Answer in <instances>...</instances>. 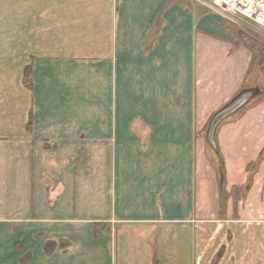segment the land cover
Returning a JSON list of instances; mask_svg holds the SVG:
<instances>
[{
	"label": "crops",
	"instance_id": "0c3cea01",
	"mask_svg": "<svg viewBox=\"0 0 264 264\" xmlns=\"http://www.w3.org/2000/svg\"><path fill=\"white\" fill-rule=\"evenodd\" d=\"M143 2L12 0V37L40 47L0 65L1 233L31 264H264V53L220 23L189 32V2ZM118 53L127 80L130 56L149 67L153 96L115 128L65 76ZM244 90L214 150L203 123Z\"/></svg>",
	"mask_w": 264,
	"mask_h": 264
},
{
	"label": "rangeland",
	"instance_id": "374dc122",
	"mask_svg": "<svg viewBox=\"0 0 264 264\" xmlns=\"http://www.w3.org/2000/svg\"><path fill=\"white\" fill-rule=\"evenodd\" d=\"M148 1L149 0H144V2L141 3L142 5H144V8H146ZM171 2L172 5L189 2L187 4L188 6H190L188 11H190L193 16V24L192 28L190 27L191 29H189V32L191 31L192 33H195L198 31L205 30L207 32L213 33L217 30V26L220 23L223 27H225L227 31H229V33H232V35L237 40L247 41L251 45H253V47L258 52L256 56L258 59L257 61H260L259 55L262 51V53H264V32L259 31L251 26H248L249 24L245 25L238 21H233V19H230L227 15H222L218 13L215 8L210 6L204 0H171ZM130 13L132 14L131 10ZM25 30L26 26L21 31ZM12 33V0H0V65H3L4 62L11 59V57L13 59L15 53H18L20 50L23 51L25 48L30 49V47H33V49H38L40 47L37 46L39 44V41L33 40L32 38H14L12 37ZM105 61V63L108 64V67H105V65H81L79 70L75 71L74 73L67 72L65 79L66 82H68L67 80L74 81L75 95L79 93L81 97L80 108L82 110V113L89 111L90 113L101 112L113 114V120L111 121V123L112 127L116 128L117 122L119 123V121L115 119V115L117 114V112L122 111L134 113L142 110V108H140L141 104L137 103L138 94L142 97L144 96V99H149V101L152 100L153 90L152 88L148 87L149 84L147 83L151 80V76L153 75V73L149 69V67L146 68L147 71L145 70V73L142 67H138V59L136 58V55L129 57L128 80L123 77L122 71L120 69V53L109 57ZM11 75L13 78L14 71H5L4 69L0 68V80L8 79L9 77H11ZM23 75L24 72L22 73V76ZM144 76L147 80V82H145V87L142 86ZM33 79L32 76L25 75L22 78V80H24L25 85H27L29 88L33 86ZM65 86L66 89L70 87L69 84H66ZM160 98L163 100L164 97ZM150 111H153V109H151ZM210 114L208 113V115ZM203 115H205V113H203ZM209 117L210 118L205 125L202 122L203 126H205L206 129L209 128L212 116ZM107 121L110 122V120ZM82 122H84L83 119ZM122 122L125 123L126 121ZM132 122L133 121H128L129 124ZM135 124L136 121H134V125L132 126H135ZM208 155H213L211 150H209ZM259 198H261V194L258 189L256 199V203L258 204V206L261 202ZM252 203L253 201L251 200V204ZM211 218V220L213 221V217ZM262 218H264L263 215L257 216V219ZM1 236L3 237L0 238V245L2 243H6V246L0 247V254L5 257V259L7 258V260L12 259L14 256L17 257L18 253L16 255L13 254V249L10 247L12 233L6 230L1 233ZM41 237H43V239L46 238L44 235H42ZM43 242H45V244ZM42 243L44 247H42L41 250L45 252L46 255L55 250L53 248L56 247V245L51 244L50 241H42ZM18 250V252H20L23 249ZM28 256L24 255L23 257H21V262H19L20 257H17L18 264H31ZM216 260L217 258H214L212 260L215 261L213 262V264H216Z\"/></svg>",
	"mask_w": 264,
	"mask_h": 264
},
{
	"label": "built area",
	"instance_id": "2783aa9c",
	"mask_svg": "<svg viewBox=\"0 0 264 264\" xmlns=\"http://www.w3.org/2000/svg\"><path fill=\"white\" fill-rule=\"evenodd\" d=\"M215 10L264 32V0H204Z\"/></svg>",
	"mask_w": 264,
	"mask_h": 264
},
{
	"label": "water",
	"instance_id": "95a60500",
	"mask_svg": "<svg viewBox=\"0 0 264 264\" xmlns=\"http://www.w3.org/2000/svg\"><path fill=\"white\" fill-rule=\"evenodd\" d=\"M254 92V90L242 91L232 102L220 109L212 117L207 131V139L210 146L214 150H216L215 131L219 122L244 106L248 102L249 98L254 94Z\"/></svg>",
	"mask_w": 264,
	"mask_h": 264
},
{
	"label": "trees",
	"instance_id": "16d2710c",
	"mask_svg": "<svg viewBox=\"0 0 264 264\" xmlns=\"http://www.w3.org/2000/svg\"><path fill=\"white\" fill-rule=\"evenodd\" d=\"M29 74H30L29 71L26 70V71H25V76H29ZM238 95H239V94H238ZM238 95H237V96H238ZM237 96H236V97H237ZM236 97H234L230 102H232ZM230 102H228L226 105H228ZM226 105H225V106H226ZM225 106H224V107H225Z\"/></svg>",
	"mask_w": 264,
	"mask_h": 264
}]
</instances>
